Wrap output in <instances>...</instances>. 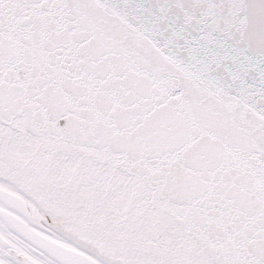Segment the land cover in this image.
Masks as SVG:
<instances>
[{
    "label": "snow or ice",
    "instance_id": "6c2138e0",
    "mask_svg": "<svg viewBox=\"0 0 264 264\" xmlns=\"http://www.w3.org/2000/svg\"><path fill=\"white\" fill-rule=\"evenodd\" d=\"M0 264H264V0H0Z\"/></svg>",
    "mask_w": 264,
    "mask_h": 264
}]
</instances>
